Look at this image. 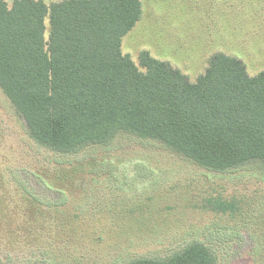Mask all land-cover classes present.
I'll use <instances>...</instances> for the list:
<instances>
[{
  "label": "rangeland",
  "instance_id": "obj_1",
  "mask_svg": "<svg viewBox=\"0 0 264 264\" xmlns=\"http://www.w3.org/2000/svg\"><path fill=\"white\" fill-rule=\"evenodd\" d=\"M140 1L121 41L138 66L148 51L194 82L224 53L264 70V0ZM195 242L217 264H264L261 161L213 170L129 132L59 151L0 89V264H129Z\"/></svg>",
  "mask_w": 264,
  "mask_h": 264
},
{
  "label": "trees",
  "instance_id": "obj_2",
  "mask_svg": "<svg viewBox=\"0 0 264 264\" xmlns=\"http://www.w3.org/2000/svg\"><path fill=\"white\" fill-rule=\"evenodd\" d=\"M140 0H0V89L40 143L73 151L119 132L156 140L196 164H264V70L214 53L191 82L148 51L121 50ZM217 264L200 242L161 260Z\"/></svg>",
  "mask_w": 264,
  "mask_h": 264
},
{
  "label": "crops",
  "instance_id": "obj_3",
  "mask_svg": "<svg viewBox=\"0 0 264 264\" xmlns=\"http://www.w3.org/2000/svg\"><path fill=\"white\" fill-rule=\"evenodd\" d=\"M142 8V7H141Z\"/></svg>",
  "mask_w": 264,
  "mask_h": 264
}]
</instances>
